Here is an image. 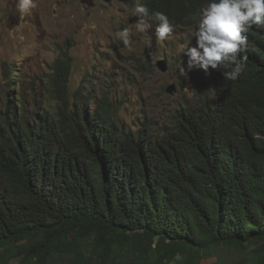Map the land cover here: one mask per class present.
<instances>
[{
    "label": "trees",
    "instance_id": "trees-1",
    "mask_svg": "<svg viewBox=\"0 0 264 264\" xmlns=\"http://www.w3.org/2000/svg\"><path fill=\"white\" fill-rule=\"evenodd\" d=\"M207 1L144 0L184 26ZM70 60L53 112L0 106V264H264V48L234 81L201 72L161 135L119 131L108 94L72 109Z\"/></svg>",
    "mask_w": 264,
    "mask_h": 264
},
{
    "label": "rangeland",
    "instance_id": "rangeland-1",
    "mask_svg": "<svg viewBox=\"0 0 264 264\" xmlns=\"http://www.w3.org/2000/svg\"><path fill=\"white\" fill-rule=\"evenodd\" d=\"M35 7L27 14L17 10V0H0V91L15 84L39 90L41 95L27 94V101L41 102L49 111L56 103L42 93L56 58L64 53L70 57L72 73L71 92L82 90L98 105L103 94L113 96L116 118L126 128L145 123L149 132L163 134L173 125L182 102L191 98L198 82L187 69L186 49L195 47L192 37L195 27L177 26L164 42L155 36L156 22L145 33L135 30L138 17L133 15L129 0H34ZM129 28L133 51H129L115 36L122 28ZM148 57L156 61L164 57L168 70L161 72L155 64L145 70L140 63ZM181 64L187 71L179 77ZM6 63L15 71V80L2 73ZM140 69V70H139ZM13 81V82H11ZM175 84L176 91L165 88ZM180 87L182 88L180 90ZM200 90V89H199ZM187 91V95L186 92ZM185 95V96H184ZM3 97L0 94V101ZM217 256L201 260V264H214ZM10 264H17L16 260Z\"/></svg>",
    "mask_w": 264,
    "mask_h": 264
},
{
    "label": "clouds",
    "instance_id": "clouds-1",
    "mask_svg": "<svg viewBox=\"0 0 264 264\" xmlns=\"http://www.w3.org/2000/svg\"><path fill=\"white\" fill-rule=\"evenodd\" d=\"M16 6L19 12L27 14L35 7V3L34 0H17ZM132 9L133 15L139 18L138 22L135 23L136 32L145 33L148 28L152 27L148 21H154L156 22L155 36L160 42H164L169 38L174 31V27L184 26L173 24L169 17L163 12L150 10L144 0H134ZM185 27H195L192 30V37L196 40V46L188 47V44H186L181 51L186 49L185 54L187 56H184V59L187 60L188 71L191 70L192 74L194 71V76L198 82L196 92L200 89V83L202 82L203 74H201V72H206L214 76L217 74L218 70H220L224 79L234 81L245 70L247 57H249L251 49L255 47L264 48V0H209L202 6L199 17H195L194 24ZM130 31L129 28L125 27L118 30L115 36L131 52L133 51L134 42L131 38ZM149 58L150 57L140 63V66L144 69V65ZM150 59L153 60V58ZM159 60H164L166 62L168 70L167 60L164 57L158 58L156 61L153 60L155 66L159 69L157 66V61ZM14 71L15 70L6 63L2 65L3 75L8 74V76L15 80L14 77L16 74ZM176 71L179 77L187 78V71L181 62L177 65ZM15 84L12 83L7 89L0 91V94L3 95L0 106L3 105L5 98L17 101L19 98H25L27 100V94H31L33 97L41 95L39 90L30 91L27 90L28 88L21 85L15 89ZM173 85L175 86V84ZM181 89L180 87V90ZM77 90L79 91V89ZM77 90L71 92L70 88V107L72 109H75V102L77 103L76 107L79 111H81L82 108L84 109L86 104L91 109L96 107V105L92 103L90 97L84 96V94H89L88 92L83 93L81 90L79 93H76ZM175 91L176 89L174 92ZM185 92L187 94V91ZM16 93H18V98ZM108 95L112 96L110 94ZM78 96L81 97V101L77 102L75 99H77ZM39 104H41L39 101L33 102L30 106H39ZM113 108L115 110V105H113ZM116 120L119 123L116 125L119 131H122V129L134 131L140 127H146L145 123H141L140 127L136 125L135 128H126L117 118Z\"/></svg>",
    "mask_w": 264,
    "mask_h": 264
},
{
    "label": "water",
    "instance_id": "water-1",
    "mask_svg": "<svg viewBox=\"0 0 264 264\" xmlns=\"http://www.w3.org/2000/svg\"><path fill=\"white\" fill-rule=\"evenodd\" d=\"M157 66L159 67V69L161 70V71H166L167 70V65H166V62L164 61V60H159V61H157ZM176 88H175V86L173 85V84H169L167 87H166V91L168 92V93H172V92H174V90H175Z\"/></svg>",
    "mask_w": 264,
    "mask_h": 264
}]
</instances>
